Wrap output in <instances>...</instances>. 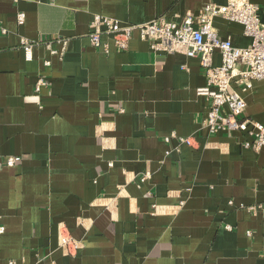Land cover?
<instances>
[{
	"label": "crops",
	"instance_id": "1",
	"mask_svg": "<svg viewBox=\"0 0 264 264\" xmlns=\"http://www.w3.org/2000/svg\"><path fill=\"white\" fill-rule=\"evenodd\" d=\"M208 2L226 0H0V264H264V148L205 127L200 59L138 32L109 53L89 37L96 14L140 24ZM214 25L251 43L239 23ZM22 38L38 42L31 60ZM243 95L242 117L264 124V80ZM61 227L77 254L60 249Z\"/></svg>",
	"mask_w": 264,
	"mask_h": 264
},
{
	"label": "built area",
	"instance_id": "2",
	"mask_svg": "<svg viewBox=\"0 0 264 264\" xmlns=\"http://www.w3.org/2000/svg\"><path fill=\"white\" fill-rule=\"evenodd\" d=\"M216 17L241 24L251 43L241 47L231 37H222L214 25ZM25 19V12L19 11L18 24H24ZM134 32H138L142 40L149 41L155 52L181 53L200 59L206 71L207 83L196 91L210 101V111L204 121L209 132H247L252 140L244 142L246 147L256 150L264 148V124L242 117L248 106L243 93L251 90L255 81L264 80V21L259 4L252 0H226L223 5L208 2L198 14L189 11L181 19L158 17L140 24L124 23L118 18L96 14L89 37L93 46L109 53L111 41L118 50L127 49ZM37 43L22 38L27 60L32 59V50ZM216 52L221 55L218 65L213 64ZM46 63L50 64L49 61ZM45 85L46 79L39 78L36 90L40 92ZM172 137H177L181 143L194 145L193 137L177 136L175 132L166 136L165 140L170 141ZM20 160L19 156H8L4 165L14 166ZM3 229L1 227L0 232ZM60 229L59 247L62 252L77 254L83 242L74 238L66 228Z\"/></svg>",
	"mask_w": 264,
	"mask_h": 264
}]
</instances>
